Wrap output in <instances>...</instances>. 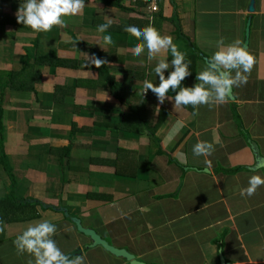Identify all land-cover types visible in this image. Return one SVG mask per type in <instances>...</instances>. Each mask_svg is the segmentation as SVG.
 <instances>
[{
	"label": "crops",
	"instance_id": "1",
	"mask_svg": "<svg viewBox=\"0 0 264 264\" xmlns=\"http://www.w3.org/2000/svg\"><path fill=\"white\" fill-rule=\"evenodd\" d=\"M23 2L0 0V199L13 192L30 207L16 213L19 222L0 221V264L34 260L17 255L13 241L45 220L56 225L53 239L66 255L80 249L72 257L82 255L86 264H130L100 247L87 249L90 241L72 218L148 264H220V254L228 264H264V186L251 197L240 195L249 177L264 178L251 170L252 150L264 158V0H254L253 12L250 0H160L162 15L151 21L85 0L80 14L63 17L64 26L39 33L17 23ZM108 19L109 29L98 32ZM248 21L246 49L255 63L227 104L176 112L174 101L160 105L151 90L142 94L145 80L159 82L160 59L170 65L167 77L172 57L169 51L149 61L146 48L134 56L142 41L126 26L151 25L171 36L190 62L181 86L192 87L218 41L243 47ZM104 35L113 39L106 50ZM35 44L77 66L37 64ZM93 55L106 63L89 64ZM118 91L141 110V119L128 118L126 128L117 127L131 113L115 99ZM177 120L185 126L166 144ZM198 141L214 144L211 156L193 155ZM237 168L235 175L223 173Z\"/></svg>",
	"mask_w": 264,
	"mask_h": 264
},
{
	"label": "clouds",
	"instance_id": "2",
	"mask_svg": "<svg viewBox=\"0 0 264 264\" xmlns=\"http://www.w3.org/2000/svg\"><path fill=\"white\" fill-rule=\"evenodd\" d=\"M84 5L85 0H24L16 12V19L17 23L31 28L34 32H48L54 26H64L63 17L80 14ZM112 23L113 21L108 19L106 23L98 26V32H106ZM124 31L138 41H142L132 48L134 56H140L146 48L148 59L151 61L170 51L172 70L166 77L165 70H168L170 65L166 59H160L154 68L159 82L153 83L145 80L142 94L145 95L151 90L160 105H163L166 99L174 101L173 109L176 112L188 105L198 109L201 105L211 107L227 104L233 99V88L247 84L248 76L255 63L254 56L246 48L240 46V41L224 45L221 39L217 42V51L205 61L206 66L203 70L196 74L198 83L192 87H182V81L191 75L190 62H186L185 53L173 43L171 36L161 35L151 25L143 29L129 25L124 28ZM112 43V36L104 35L103 44L100 47L106 50L107 46ZM87 62L97 68L106 63L105 60L94 55L88 57ZM170 91L175 93L174 97L168 95ZM184 126L182 120H177L164 142L171 143ZM214 151V144L207 141H198L192 147L195 157H208ZM205 162L210 164V161ZM260 186H264V178L252 175L249 177L248 186L240 190V195L251 197ZM56 231V225L47 220L29 225L13 241L17 255L27 253L33 257L34 260H29V264H86V257L82 255L69 257L61 251L53 239Z\"/></svg>",
	"mask_w": 264,
	"mask_h": 264
},
{
	"label": "trees",
	"instance_id": "3",
	"mask_svg": "<svg viewBox=\"0 0 264 264\" xmlns=\"http://www.w3.org/2000/svg\"><path fill=\"white\" fill-rule=\"evenodd\" d=\"M101 2L105 6L114 7L120 11L133 12L134 15L137 14L138 17L140 16L142 18H145V20H148V21H149V19H150V21L155 20V19H157L158 16L162 15L161 11L156 12V13H152L150 15L145 14L144 12H141L140 10H138L136 12V7H139V9H140L141 5H142V7H144L143 3H141V4H139L138 2L129 3L127 6V4H126V3H128L127 0H101ZM171 2L173 3L174 0H171ZM179 36H180V38L185 39L182 34L181 35L179 34ZM35 46H36V51H35L34 59H35L37 64L45 65V66H58V67H63V68H66V67L72 68V67L77 66V63H75L74 61L68 62L64 59H58L56 57V54L54 51H50L48 53V55H44L43 50L37 44H35ZM19 74L20 73H17L16 75L18 76ZM13 75H15V74L11 73L9 75V77H10L9 81H11V77ZM100 76L104 77V74L102 72H100ZM109 86L111 87L113 85H109ZM114 97L120 104L127 105L130 109V112H131L128 115H121L120 123L117 126L118 128H126L124 126V124H128L130 121H133L130 119L128 120V118H134L136 120V122H138V120L141 119L140 118V115H141L140 109L138 108L139 106L137 107L138 109L131 106L132 104H131V101H129V100L132 97H127L125 95V92L121 93L120 91H118V93L116 92L114 94ZM148 103H151L152 105H154V107L156 106V101H148ZM238 119H239V116H238ZM133 124H132V126H133ZM142 124L147 125V126L149 125L148 122H142ZM148 129L150 130L149 126H148ZM1 161L4 164L5 170L11 175V170L6 165L5 156H4L3 152L1 153ZM241 171H242L241 168H237V169L232 170V171H223V173L228 174V175H235ZM29 205L30 204L25 202V201L22 202V201L16 200L14 198L13 192L6 194V196L4 198L0 199V221L2 220L5 222L6 221L7 222H19V221L23 220L22 217H17L16 213H24L25 209L30 207Z\"/></svg>",
	"mask_w": 264,
	"mask_h": 264
},
{
	"label": "water",
	"instance_id": "4",
	"mask_svg": "<svg viewBox=\"0 0 264 264\" xmlns=\"http://www.w3.org/2000/svg\"><path fill=\"white\" fill-rule=\"evenodd\" d=\"M254 11V0H250L248 12ZM248 32H249V21L247 22V26L245 29V41L243 47L246 48L247 41H248ZM252 154L254 156V168L251 169L253 171L255 170H261L264 174V158L259 156L256 149L252 150ZM74 223V225L77 228V231L87 237L90 241L89 245H86L87 249L94 248L96 246H100L108 253L123 258L125 261H128L130 264H148L142 261H138L132 253H130L128 250L125 249H118L114 247L113 245L109 244L106 240H104L102 237H100L95 230L90 228H84L80 224V219L78 218H72L71 219ZM80 253V249H76L72 253L69 254V257H72L76 254ZM220 264H228V262L225 260V258L220 254Z\"/></svg>",
	"mask_w": 264,
	"mask_h": 264
},
{
	"label": "built area",
	"instance_id": "5",
	"mask_svg": "<svg viewBox=\"0 0 264 264\" xmlns=\"http://www.w3.org/2000/svg\"><path fill=\"white\" fill-rule=\"evenodd\" d=\"M23 1V0H20ZM128 3H135L138 2L139 4L143 3L144 7H140V9H146V14H152L159 12V3L160 0H127Z\"/></svg>",
	"mask_w": 264,
	"mask_h": 264
},
{
	"label": "rangeland",
	"instance_id": "6",
	"mask_svg": "<svg viewBox=\"0 0 264 264\" xmlns=\"http://www.w3.org/2000/svg\"><path fill=\"white\" fill-rule=\"evenodd\" d=\"M159 11H160V9H159ZM141 111V110H140ZM139 115V114H138ZM40 210V209H39Z\"/></svg>",
	"mask_w": 264,
	"mask_h": 264
}]
</instances>
